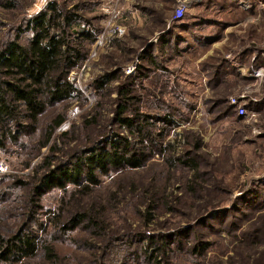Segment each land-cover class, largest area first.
<instances>
[{"label":"rangeland","instance_id":"1","mask_svg":"<svg viewBox=\"0 0 264 264\" xmlns=\"http://www.w3.org/2000/svg\"><path fill=\"white\" fill-rule=\"evenodd\" d=\"M51 1L77 9L98 30L94 44L75 37L86 57L71 77L86 99L69 104L65 127L74 129L49 166L48 149L34 151L29 137L25 149L0 153L9 166L0 176L1 232L40 226L38 236L48 241V208L59 207L63 192L48 191L40 180L89 146L86 136L98 135V128L84 131L81 124L91 118L131 142L138 133L154 137L166 152L138 171L100 177L90 194L118 191L108 213L113 237L73 223L68 234L48 241L56 264H264V0H0V42H25L31 18ZM180 1L189 9L176 22ZM105 80L97 99L93 84ZM122 103L130 125L118 119ZM140 110L151 112L150 119L134 120ZM169 114L170 124L163 120ZM188 157L196 171L177 161ZM155 177L173 199H157L149 210L145 192L154 189ZM15 178L30 185L15 187ZM45 262L38 256L25 264Z\"/></svg>","mask_w":264,"mask_h":264},{"label":"trees","instance_id":"2","mask_svg":"<svg viewBox=\"0 0 264 264\" xmlns=\"http://www.w3.org/2000/svg\"><path fill=\"white\" fill-rule=\"evenodd\" d=\"M45 12L31 18L29 30L32 34L25 42L11 40L5 43L7 39L0 42V153H9L12 146L25 149L27 143L24 139L29 137L30 141L36 144L34 151L48 149L50 154L45 158V164L49 166L53 162L55 153H63L64 148L61 142H65L67 135L74 129L65 127L69 104L74 100L86 99L83 90L75 84L71 77V73L86 57L85 46H82V42L75 37H78L80 33L79 40L94 44L98 30L89 18L80 15L77 9H65L59 2L51 1ZM173 21L179 22L180 20ZM73 25L80 26L84 30L73 32L71 31ZM154 66H157V62ZM151 70L150 75L147 76L149 81L152 78ZM101 83L96 81L93 84L97 99L107 81ZM102 103V101H97V105ZM59 106H61V111L46 122L47 115L50 112L54 113ZM103 109L100 111L101 114ZM117 109L119 114L117 118L130 125L128 120L131 119L126 120L124 116L126 110L123 103ZM150 115L151 112L143 113L140 110L134 120L139 117L150 119ZM163 120L170 124L173 116L169 114ZM81 126L84 131L88 128H98V135L86 136L85 143H89L88 147L80 150L81 152L74 155L70 161L63 162L50 170L40 180V186L48 191L58 186L63 192L61 199L58 200L59 207L48 208L49 224L53 229V233L49 234L48 238L50 242L55 241L61 235L68 234L73 229V223L95 232L99 231L101 236L108 240L111 239L113 233L110 229L111 222L108 213L115 207L111 195L117 194L118 191L104 198L99 192L100 195L90 194L95 190L92 186L100 183L101 176L106 177L114 172L138 171L140 168H145L159 151L166 152L165 149L162 150L158 144H155L154 137L151 139L149 136L148 139L143 140L137 132L138 134L134 136L136 140L131 142L123 138V135L109 133L100 120L95 122L91 118H86ZM57 129H62V131L58 138H54ZM31 157L32 155L27 156L28 159ZM177 161L184 166H189L190 171L197 170V163L193 158L177 159ZM38 172L39 170L36 173ZM160 173L165 172L160 171ZM2 175L5 173L0 176ZM2 179L0 178V181ZM160 179L161 177L159 181ZM190 183H194L192 178ZM69 184L73 186L72 189L67 188ZM150 184L154 189L145 192L144 201L150 206L149 210H152L153 203L162 197L172 201L173 195L167 185L164 188L158 187L156 177L150 180ZM13 185L24 187L30 183L15 178ZM86 196L94 199V202L86 204L83 200ZM64 203H66L67 210L63 213ZM34 204L32 199L30 201L31 210ZM73 215L74 217L67 221V217ZM39 228L41 227L37 226V230L34 227L22 228L12 232L10 236L3 234L0 229V264H25L38 256L42 257L46 264H56L57 257L53 247L48 244L47 240L38 236ZM94 237L96 235L92 233L91 239L93 240Z\"/></svg>","mask_w":264,"mask_h":264},{"label":"built area","instance_id":"3","mask_svg":"<svg viewBox=\"0 0 264 264\" xmlns=\"http://www.w3.org/2000/svg\"><path fill=\"white\" fill-rule=\"evenodd\" d=\"M189 9V3L186 1H180L177 5V8L175 10L173 20H182L185 18L187 12ZM9 169V166L6 162H0V174L7 172Z\"/></svg>","mask_w":264,"mask_h":264}]
</instances>
